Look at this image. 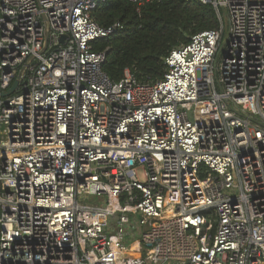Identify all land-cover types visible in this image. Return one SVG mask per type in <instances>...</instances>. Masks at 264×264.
Instances as JSON below:
<instances>
[{
  "label": "built area",
  "instance_id": "obj_1",
  "mask_svg": "<svg viewBox=\"0 0 264 264\" xmlns=\"http://www.w3.org/2000/svg\"><path fill=\"white\" fill-rule=\"evenodd\" d=\"M106 1L0 0V264H264V0L155 81L102 70Z\"/></svg>",
  "mask_w": 264,
  "mask_h": 264
},
{
  "label": "trees",
  "instance_id": "obj_2",
  "mask_svg": "<svg viewBox=\"0 0 264 264\" xmlns=\"http://www.w3.org/2000/svg\"><path fill=\"white\" fill-rule=\"evenodd\" d=\"M102 26L120 22L122 28L106 39L91 42L105 51L102 70L114 81L128 69L141 81L162 78L170 50L202 30L218 27L210 3L199 0H107L93 14Z\"/></svg>",
  "mask_w": 264,
  "mask_h": 264
},
{
  "label": "water",
  "instance_id": "obj_3",
  "mask_svg": "<svg viewBox=\"0 0 264 264\" xmlns=\"http://www.w3.org/2000/svg\"><path fill=\"white\" fill-rule=\"evenodd\" d=\"M67 36H68L67 34H63V35H61V37L59 38V40H60V41H63L64 38H66ZM135 245H136V243H135Z\"/></svg>",
  "mask_w": 264,
  "mask_h": 264
},
{
  "label": "rangeland",
  "instance_id": "obj_4",
  "mask_svg": "<svg viewBox=\"0 0 264 264\" xmlns=\"http://www.w3.org/2000/svg\"><path fill=\"white\" fill-rule=\"evenodd\" d=\"M225 24L227 25V20L225 19ZM91 198V197H89ZM80 201L87 202V200L80 199Z\"/></svg>",
  "mask_w": 264,
  "mask_h": 264
}]
</instances>
